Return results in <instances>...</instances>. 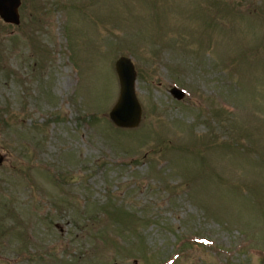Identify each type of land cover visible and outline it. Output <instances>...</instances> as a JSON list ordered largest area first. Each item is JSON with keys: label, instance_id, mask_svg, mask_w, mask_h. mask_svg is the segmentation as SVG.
Segmentation results:
<instances>
[{"label": "rangeland", "instance_id": "rangeland-1", "mask_svg": "<svg viewBox=\"0 0 264 264\" xmlns=\"http://www.w3.org/2000/svg\"><path fill=\"white\" fill-rule=\"evenodd\" d=\"M20 13L0 21V264H264V0ZM122 56L135 130L108 118Z\"/></svg>", "mask_w": 264, "mask_h": 264}, {"label": "water", "instance_id": "water-1", "mask_svg": "<svg viewBox=\"0 0 264 264\" xmlns=\"http://www.w3.org/2000/svg\"><path fill=\"white\" fill-rule=\"evenodd\" d=\"M20 0H0V15L6 22L19 23L18 7ZM117 71L121 80V97L111 113V119L119 127L135 128L139 125L141 119V107L137 101L134 83L135 73L131 63L121 59L117 63ZM177 98H182V93L173 91Z\"/></svg>", "mask_w": 264, "mask_h": 264}]
</instances>
